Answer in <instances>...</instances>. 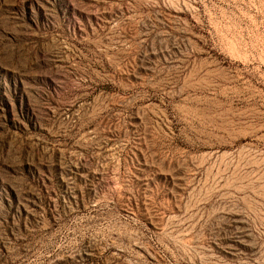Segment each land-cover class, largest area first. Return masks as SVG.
Instances as JSON below:
<instances>
[{"label": "rangeland", "instance_id": "obj_1", "mask_svg": "<svg viewBox=\"0 0 264 264\" xmlns=\"http://www.w3.org/2000/svg\"><path fill=\"white\" fill-rule=\"evenodd\" d=\"M0 264H264V0H0Z\"/></svg>", "mask_w": 264, "mask_h": 264}]
</instances>
